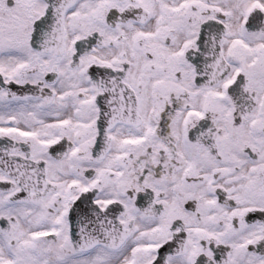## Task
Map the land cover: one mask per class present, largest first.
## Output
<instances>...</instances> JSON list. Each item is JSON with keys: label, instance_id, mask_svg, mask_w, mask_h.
<instances>
[{"label": "snow or ice", "instance_id": "6c2138e0", "mask_svg": "<svg viewBox=\"0 0 264 264\" xmlns=\"http://www.w3.org/2000/svg\"><path fill=\"white\" fill-rule=\"evenodd\" d=\"M0 264H264V0H0Z\"/></svg>", "mask_w": 264, "mask_h": 264}]
</instances>
